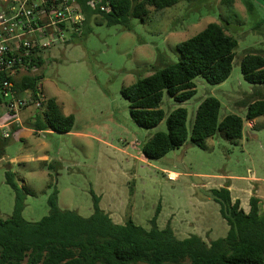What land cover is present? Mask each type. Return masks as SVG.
<instances>
[{"label":"rangeland","instance_id":"rangeland-1","mask_svg":"<svg viewBox=\"0 0 264 264\" xmlns=\"http://www.w3.org/2000/svg\"><path fill=\"white\" fill-rule=\"evenodd\" d=\"M133 19L131 29L93 23L92 32L67 35L54 45L45 65L43 96L56 99L76 123L69 134L36 131L29 121L35 114L30 104L19 116L20 130L0 160V218L15 208V192L6 183V172L16 175L20 187L34 192L26 200L23 217L39 222L50 213L48 200L58 191L59 207L89 218L94 195L116 224L133 222L150 229L159 212L158 227L169 224L180 240L192 235L210 243L228 234L229 226L211 195L213 189L233 185L232 195L250 209L249 191L258 187L264 197V117L246 121L247 107L256 86L245 81L241 63L248 53L264 56V0H182L178 5ZM216 23L238 41L229 79L212 85L195 80L196 94L179 104L167 92L161 103L165 120L153 130L132 119L123 88L162 69L163 62L181 59L178 46ZM264 96V86L260 89ZM221 103L220 121L234 114L244 120L241 140L222 135L207 140V149L191 139L164 158L151 161L144 144L157 132H166V120L179 107L188 112L191 132L204 100ZM174 173L177 179L170 180ZM257 194H254L255 196ZM264 207V205H263Z\"/></svg>","mask_w":264,"mask_h":264},{"label":"trees","instance_id":"trees-1","mask_svg":"<svg viewBox=\"0 0 264 264\" xmlns=\"http://www.w3.org/2000/svg\"><path fill=\"white\" fill-rule=\"evenodd\" d=\"M78 1L85 15L83 30L87 35L92 32L93 23L130 30L132 20L149 16L150 8L161 12L182 0H102L97 8L90 6L91 0ZM107 4L111 11L102 12L101 5ZM237 47L238 41L216 23L179 44L180 61L163 62L162 69L122 89L133 121L143 129H156L166 118L161 109L165 92L183 104L195 96L198 77L212 85L226 82L233 71ZM44 65L45 60L40 58L35 66L41 69ZM241 71L245 81L256 86L253 97L242 102L248 109L246 121L253 122L264 117V96L260 92L264 86V56L248 53L242 60ZM43 80V73H30L22 78L18 88L30 89L37 102V87ZM35 111L29 122L36 131L69 134L75 127V116L66 115L56 99L46 98ZM220 112V101L207 98L189 132L187 109L177 108L166 120L167 131L155 133L144 144L145 157L160 160L182 148L189 138L202 149H207V140L217 135L232 142L241 140L244 120L231 114L220 121ZM18 130L14 128L11 137L5 138L0 129V160ZM8 169L6 183L15 192V208L9 218H0V264H264L263 200L252 196L250 210L246 212L239 200H233L229 185L211 191L229 226L228 234L208 243L197 235L178 239L171 224L160 229L159 212L150 222V229L135 224L131 218L125 224H116L101 209V199L96 195L94 212L89 218L61 209L59 193L55 191L48 200L49 215L39 222L27 221L23 212L27 197L34 192L25 185L20 187L10 165Z\"/></svg>","mask_w":264,"mask_h":264},{"label":"built area","instance_id":"built-area-1","mask_svg":"<svg viewBox=\"0 0 264 264\" xmlns=\"http://www.w3.org/2000/svg\"><path fill=\"white\" fill-rule=\"evenodd\" d=\"M102 0H91L97 8ZM102 12L109 13V4L101 5ZM85 15L78 0H0V129L5 138L14 128L20 130V114L30 104L35 110L45 100L43 81L38 84L40 101L35 102L30 89L19 90L24 76L40 73L36 61L46 62L54 45L65 43L72 31L83 30ZM18 130V131H19ZM173 173L169 179L174 180Z\"/></svg>","mask_w":264,"mask_h":264},{"label":"crops","instance_id":"crops-1","mask_svg":"<svg viewBox=\"0 0 264 264\" xmlns=\"http://www.w3.org/2000/svg\"><path fill=\"white\" fill-rule=\"evenodd\" d=\"M254 122V121H253ZM174 174V173H173ZM174 175H176V174H174ZM230 186V191H231V193H232V191H233V185H229ZM259 192V190H258V187H255L254 189H253V194H250V191H249V196H248V200L252 197V196H255L254 194H257ZM257 197H259V198H261L262 200H263V205H264V197H262V196H260V195H256ZM232 197H233V195H232ZM233 200L235 201V200H239L240 202H241V206H242V208L245 210V208H244V204H243V200L241 199V198H235V197H233ZM263 209H264V207H263ZM250 210V209H249ZM249 210H245L246 212H249Z\"/></svg>","mask_w":264,"mask_h":264},{"label":"bare ground","instance_id":"bare-ground-1","mask_svg":"<svg viewBox=\"0 0 264 264\" xmlns=\"http://www.w3.org/2000/svg\"><path fill=\"white\" fill-rule=\"evenodd\" d=\"M173 178L177 179V175L172 174Z\"/></svg>","mask_w":264,"mask_h":264}]
</instances>
